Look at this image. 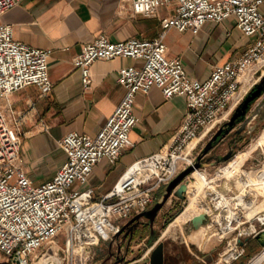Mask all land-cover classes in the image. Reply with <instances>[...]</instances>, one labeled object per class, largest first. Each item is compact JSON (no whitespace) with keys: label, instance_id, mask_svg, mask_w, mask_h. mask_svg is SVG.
<instances>
[{"label":"built area","instance_id":"obj_1","mask_svg":"<svg viewBox=\"0 0 264 264\" xmlns=\"http://www.w3.org/2000/svg\"><path fill=\"white\" fill-rule=\"evenodd\" d=\"M20 1L0 0V264H87L101 240L112 238L125 220L153 205L157 191L205 156L202 140H211L217 130L226 128L232 112L258 84L264 73V0H121L147 16L162 5L176 7L163 17L162 29L152 38L112 41L101 33L82 46L73 62L85 87L91 85V65L98 59L126 56L142 63L120 67L118 81L125 92L114 111L95 136L67 132L60 140L65 161L52 179L39 184L24 168V131L9 98L29 85L42 96L51 91L52 48L15 38L3 14ZM229 17L256 39L238 57L215 64L206 78L192 76L181 57L167 55L168 29L198 34L208 21L219 23ZM154 85L166 97L186 98L187 110L174 141L133 162L111 189L95 197L90 185L94 167L102 158L115 163L134 145L130 132L138 119L136 96ZM253 157L251 165H246V157L228 173L223 170L231 160L218 168V175L209 177L198 167L186 177L196 171L211 188L203 225L210 236L224 242L216 259L220 264L241 259L249 240L264 232V161ZM224 178L231 182L227 192L219 188ZM59 235L64 244L56 240ZM48 250L52 256L45 259ZM258 254H263L258 264H264V244L247 264Z\"/></svg>","mask_w":264,"mask_h":264},{"label":"crops","instance_id":"obj_2","mask_svg":"<svg viewBox=\"0 0 264 264\" xmlns=\"http://www.w3.org/2000/svg\"><path fill=\"white\" fill-rule=\"evenodd\" d=\"M175 7V4L162 5L154 15L147 16L135 13L130 2L121 0H21L3 14V20L12 24L15 38L32 46L52 48L49 58V74L53 82L51 91L42 96L36 86L29 85L12 93L9 98L10 106L20 117L24 131L21 148L23 165L36 184L52 179L65 161L66 154L60 140L67 132L77 130L95 136L114 111L125 92L118 81L120 67L142 63L126 56L98 59L91 65V85L85 87L81 71L73 62L82 46L101 33L112 41L131 37L152 38L162 29L163 17L173 14ZM261 9L264 13V3ZM255 39L256 35L244 34L237 27L235 17L219 23L208 21L198 34L170 28L165 35L167 55L181 57L188 73L198 78L209 76L215 64L241 55ZM258 84L264 85V73ZM263 98L264 94L252 108L258 106ZM186 110L184 96L175 94L166 97L156 85L146 92H138L135 102L138 119L130 132L134 145L125 149L115 163L102 158L96 164L90 179L95 197L99 198L111 189L133 162L168 148L174 141ZM258 115L248 122L246 134L258 129L257 126L250 131L259 121ZM241 125L242 122H239L231 132L235 133ZM255 140V148L263 144L264 129ZM256 155L264 161V151ZM246 156L236 162L233 160L230 166L224 168V173H228L231 166L240 164ZM160 191H157V196ZM207 192L211 193V188ZM192 199L204 202L202 187L196 190ZM128 220L123 222L124 227ZM110 239L108 255L93 264H110L120 253L126 258L120 264L133 263L148 256L153 248L151 246L155 244L147 246L145 253L138 257L133 248L128 249L133 253H126L125 245L130 243L125 234L117 231ZM146 240L147 235L142 231L132 240L136 243L131 247L140 248ZM91 261L93 259L87 264ZM204 264L209 263L206 261Z\"/></svg>","mask_w":264,"mask_h":264},{"label":"rangeland","instance_id":"obj_3","mask_svg":"<svg viewBox=\"0 0 264 264\" xmlns=\"http://www.w3.org/2000/svg\"><path fill=\"white\" fill-rule=\"evenodd\" d=\"M236 112H237V108L232 112L231 115L235 114ZM231 117L232 116H230V119ZM263 129H264V122L260 123V125H258V129L252 134L248 135L245 133L244 138L242 140H239L237 145L233 146V156L230 158V160L235 159L240 153L244 152L247 148H249V146L253 143V141L261 134ZM229 137H230V132L224 136H222L221 134V138H218L217 140L213 141L212 146L209 148V151L201 159V161L204 162V165L200 167L205 168V171L209 177L216 175L217 174L216 171L218 170V168L223 165L225 166L230 161L228 160L224 162L223 161L219 162L215 160V157H213L227 153V151L230 149L231 139ZM209 142H210V138L207 137L206 139L202 140L200 145L205 150L208 147ZM259 151L261 152L264 151V141L260 147H257L255 152L250 153L246 156L247 158H249L248 160L246 159V165H251L252 156H256V153ZM191 175L187 178L186 182L188 184L190 183H197V184L195 185L194 190L191 192L190 198L193 197L196 190L201 188V184H202V196H203L204 204L205 206H207L208 205L207 200L209 198L208 197L209 193L207 192L208 191L207 185L200 179L197 173L194 174V176ZM223 180L227 181L226 188L228 189L229 183L231 182L227 178L226 179L224 178ZM223 180L221 181V185ZM164 188L165 187L161 189L160 193L157 196V199L160 198ZM186 195L187 197L185 200L177 197L175 194H172L170 196L168 201L165 203V205L156 215L153 225L150 227V229L148 228L147 230L143 231V234L147 235L148 240H146V243L142 245V247L140 248L131 247L132 245L134 246V243H136V241H132L128 245L126 244L125 247H127V249L129 250L133 248L132 251L135 253L136 256L139 257L145 253L147 246H151V244H154L158 240H162L165 242L166 255L171 257H177L176 260L177 262H179V264H198L199 262L202 261L203 262L207 261L209 264H220L216 262V259L218 257V252L224 246V242L220 243L216 236H210V233L207 232L208 230L206 227L203 228L202 230H198V228H195L193 226L191 219L189 217H180L175 221H173L178 214L170 222H167V219L172 214H174L179 207H182L181 211L183 210L185 204L187 203L188 192L186 193ZM144 220L149 221L147 217H145ZM153 233L155 236L154 239L152 240V243L150 244L149 240L151 239ZM193 234L197 236L193 237ZM204 234L205 235L207 234V238L205 242L202 243L201 241L202 238L205 236ZM56 240L60 244L65 243V238L63 235L57 236ZM110 243H111V239L107 241L103 239L96 245V254L93 257V262L91 261L92 264L97 259H103L108 255V252L110 251ZM248 245L249 248L248 250L246 249V254L241 259L229 264H247L250 261V259L261 249L263 244L261 243V240L256 237L250 239ZM129 250L128 251L126 250V252L131 253L132 251ZM51 256H52V251L48 250V252L45 255V259H49ZM0 257H1V252H0ZM91 262L89 264H91Z\"/></svg>","mask_w":264,"mask_h":264},{"label":"water","instance_id":"obj_4","mask_svg":"<svg viewBox=\"0 0 264 264\" xmlns=\"http://www.w3.org/2000/svg\"><path fill=\"white\" fill-rule=\"evenodd\" d=\"M262 94H264V85L263 84H257L250 91V93L247 95V97L244 99V101L241 103V107L240 106L237 107V112L232 115V117L229 121L226 122L228 127L225 129L224 128L219 129L217 131V133L212 137V139L210 140V142L208 144V147L204 150L205 153H207L209 151V148L212 146V143L214 140H217L219 136H220L219 138H221V133H223V130H224V133L222 134V136L226 135L227 132H229L230 129H232V127H234V124L236 122H238V123L242 122V125L236 129V132L240 133L243 129H245L247 127L248 122L253 121L256 118L260 109H264V98L258 106H255L254 109L252 108V106L254 105V103H256L257 99H259ZM248 112H250V114L247 115ZM263 120H264V118L259 120L257 122V124L252 126L251 130H254L255 127ZM233 139H232V141H233ZM232 156H233V146H230V149L227 151L226 154H222L220 156H213V157H215L216 161H219V162L223 161L224 162V161L230 160V158ZM202 165H204V162L199 160V161L195 162L194 165H190V166L186 167L185 169L181 170L165 186L160 198L157 199L155 201V203L153 205H151L148 209H146L142 212L136 213L131 218L129 223L131 221H133L134 219H139L142 216H146L149 218L150 225L152 226L156 215L162 209V207L165 205V203L168 201V199L170 198V196L172 194H175L177 197L185 200L187 197L186 193L188 192V183L186 182V177L195 168H198ZM226 184H227V181L223 180L222 185L219 187L220 190L227 192ZM206 218H207V211L201 210L200 212H198L197 214H195L191 218V222L195 228H200L203 225ZM154 236L155 235L153 233L151 239L149 240L150 244L152 243ZM257 238L261 240L262 244H264V232H260L257 235ZM131 239H132V235H130L129 243H130ZM127 251H128V249H127ZM124 257L125 256H123V258H121V259L115 260L114 262H112L110 264L123 263L125 261ZM165 261H166L165 242L162 240H158L157 242H155V244H154V246H153V248H152V250L148 256H145V258H143L142 260H139V261H136L133 263H127V264H166Z\"/></svg>","mask_w":264,"mask_h":264},{"label":"flooded vegetation","instance_id":"obj_5","mask_svg":"<svg viewBox=\"0 0 264 264\" xmlns=\"http://www.w3.org/2000/svg\"><path fill=\"white\" fill-rule=\"evenodd\" d=\"M264 109H260V111H259V115H258V117H260L258 120H260V119H262V117H263V114H264V111H263ZM255 120V119H254ZM264 121V120H263ZM237 124H238V122H236L235 124H234V127L235 126H237ZM260 124V123H259ZM258 124V125H259ZM257 125V126H258ZM257 126L255 127V128H257ZM228 127V126H227ZM226 127V128H227ZM234 127H232V129H234ZM247 127H248V124H247ZM247 127L245 128V129H243L240 133H237V132H235V133H233V132H231V130L232 129H230V139H231V141H230V146H235V145H237L238 144V141L239 140H242L243 138H244V135H245V133H247L246 131H247ZM225 129V128H224ZM218 131V130H217ZM217 131L215 132V134L217 133ZM250 131H253V130H250ZM229 132H227V133H229ZM223 133H224V130H223ZM223 133H221V134H223ZM214 134V135H215ZM213 135V136H214ZM220 137V136H219ZM218 137V138H219ZM234 138V139H233ZM232 139H233V141H232ZM146 216H142V217H140L139 219H134L133 221H131L130 223H129V221L131 220V218H129V220L126 222V223H128L125 227H124V224L120 227V229L118 230V231H120V234H125L126 235V238L127 239H129L130 238V235H132V239H131V241L135 238V236H137V235H139L142 231H145L147 228H149L150 229V227H151V225H150V222L149 221H145L144 220V218H145ZM148 218V217H147ZM149 219V218H148ZM125 223V224H126ZM123 227V228H122ZM127 233V234H126ZM131 241H130V243H131ZM166 253V252H165ZM123 256H125L124 254H118V255H115V258L113 259V262L115 261V260H117V259H121V258H123ZM126 258L124 257V260H125ZM177 257H171V256H167L166 255V264H179V262H177ZM198 264H204V262L202 261V262H199Z\"/></svg>","mask_w":264,"mask_h":264},{"label":"bare ground","instance_id":"obj_6","mask_svg":"<svg viewBox=\"0 0 264 264\" xmlns=\"http://www.w3.org/2000/svg\"><path fill=\"white\" fill-rule=\"evenodd\" d=\"M258 140V139H257ZM257 146V143H256V140H255V143H253L251 146H249V148H248V150L246 151V153L244 154L243 152V154L244 155H241V156H238L237 158H235V159H233L234 160V162H236L239 158H241V157H244V156H246L247 154H250V152L255 148ZM233 160H231L230 162H229V165L228 166H230V164H231V162L233 161ZM228 166H226V167H228ZM195 173H197L196 171L194 172V174ZM216 175H218V174H216ZM207 179V178H206ZM197 183H190L189 185H188V199H187V203L185 204V206H184V208H183V210L175 217V219L173 220V221H175L176 219H178V218H180V217H189L190 219L195 215V214H197L198 212H200L201 210H208V207L207 206H205V204H204V202H197V201H194L192 198H190V194H191V192L194 190V187H195V185H196ZM199 184H201V183H199ZM201 187H202V184H201ZM172 221V222H173ZM171 224V223H170ZM203 228H205V226H201L200 228H198V230H202ZM196 231H197V229H196ZM200 232V231H199ZM194 233H195V231H194ZM208 233H210V232H208ZM201 235V234H200ZM205 235V234H204ZM197 235H194L193 234V237H196ZM202 236V235H201ZM206 238H207V234L202 238V243H204L205 242V240H206ZM210 238V237H209ZM214 241V240H213ZM209 245V244H208ZM202 246V245H201ZM203 248V247H202ZM262 256H263V254H258L257 256H255L252 260H251V262L249 263V264H258L259 263V261L261 260V258H262Z\"/></svg>","mask_w":264,"mask_h":264},{"label":"trees","instance_id":"obj_7","mask_svg":"<svg viewBox=\"0 0 264 264\" xmlns=\"http://www.w3.org/2000/svg\"><path fill=\"white\" fill-rule=\"evenodd\" d=\"M181 209L182 207H179L178 210L167 219V222H170L177 214H179L181 212ZM248 248H249V245L247 246V250Z\"/></svg>","mask_w":264,"mask_h":264}]
</instances>
